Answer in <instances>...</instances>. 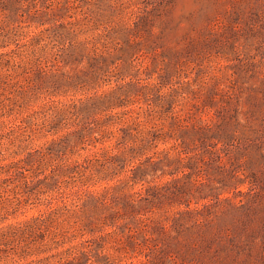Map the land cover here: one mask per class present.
Listing matches in <instances>:
<instances>
[{"label":"rangeland","instance_id":"1","mask_svg":"<svg viewBox=\"0 0 264 264\" xmlns=\"http://www.w3.org/2000/svg\"><path fill=\"white\" fill-rule=\"evenodd\" d=\"M0 264H264V0H0Z\"/></svg>","mask_w":264,"mask_h":264}]
</instances>
